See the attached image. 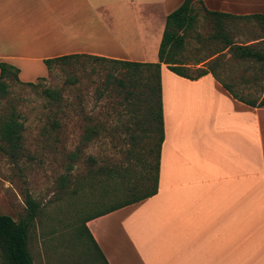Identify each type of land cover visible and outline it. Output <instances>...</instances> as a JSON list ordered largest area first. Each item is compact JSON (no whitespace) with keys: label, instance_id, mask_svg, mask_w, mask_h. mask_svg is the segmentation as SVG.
Masks as SVG:
<instances>
[{"label":"crops","instance_id":"crops-1","mask_svg":"<svg viewBox=\"0 0 264 264\" xmlns=\"http://www.w3.org/2000/svg\"><path fill=\"white\" fill-rule=\"evenodd\" d=\"M183 1L0 0V63L23 83L66 55L155 64L166 17ZM200 1L264 17V0ZM160 81L157 192L85 222L103 262L264 264V107L233 99L211 73L191 80L162 64Z\"/></svg>","mask_w":264,"mask_h":264},{"label":"rangeland","instance_id":"rangeland-1","mask_svg":"<svg viewBox=\"0 0 264 264\" xmlns=\"http://www.w3.org/2000/svg\"><path fill=\"white\" fill-rule=\"evenodd\" d=\"M193 7L197 22L181 53L189 64L208 61L224 47V40L212 38L215 21L203 5L195 2ZM222 26L235 43L264 35L254 19H224ZM208 66L239 95L261 97L262 75L252 65L225 54ZM35 73L39 77L46 68ZM151 73L142 69L131 81L118 65L80 57L53 65L36 80L29 73L35 86L8 82L9 95L0 101V124L14 114L22 129L14 156L0 141V216L25 218L27 194L39 204L28 233L33 264H105L84 230V220L118 199V192L104 198L106 187L120 189L111 175L127 173L132 180L141 175V161L153 144L146 87ZM189 73L196 72L191 68ZM45 89L57 99H47ZM89 128L95 132L85 142Z\"/></svg>","mask_w":264,"mask_h":264},{"label":"trees","instance_id":"trees-1","mask_svg":"<svg viewBox=\"0 0 264 264\" xmlns=\"http://www.w3.org/2000/svg\"><path fill=\"white\" fill-rule=\"evenodd\" d=\"M195 2L202 4L200 0H184L181 5L170 13L165 20L164 31L162 33L159 49H158V62L155 64L127 62V61H115L104 59L100 57H92L87 55H66L52 59L43 60L48 72L52 69V66L57 63H65L68 60L80 57L91 58L98 61L108 62L129 72V78L134 81V77L139 74L142 69L151 71V75L147 79L146 87L150 103V140L153 141L151 147L147 150L145 159L141 161V175H138L136 180L130 179L127 173H118L119 175H111L106 171L105 175L113 176L116 178L120 189H108L105 191L104 198H108L111 194L118 192L119 197L114 203L108 207L102 209L93 216H90L84 220V230L88 234L91 243L97 249L95 242L85 227V222L92 218H97L116 211L123 207L141 202L147 198L152 197L157 192L159 163H160V147L163 141V126H162V110H161V81L160 71L161 65H165L166 68L172 73L188 78L191 80L197 79L203 75L211 73L213 77L222 85V87L232 96L233 99L250 106L252 108L264 107V35L251 40L247 43L240 44L228 39L225 35V29L222 26L224 19H254L261 24L264 30V17L261 15H252L245 17L231 16L228 14L217 13L207 11L203 7V11L206 15L211 16L215 21V33L212 35L214 40H224V47L217 50L210 58L215 57L209 61H198L192 65H199L203 62L209 64V62L218 61L219 58L228 54L238 62L247 63L252 65V68H257L261 73L262 86L261 97L259 99L245 98L233 89V86L229 83L222 81L210 66L206 69H197L195 74H190V69L181 56L184 49L186 38L189 32L192 31L197 22V13L193 7ZM258 65V67H257ZM19 70L14 66L7 63H0V101L5 99L9 95V81L20 82L18 79ZM256 79V77H255ZM26 86H35L32 82L22 83ZM123 81H119V85H123ZM44 96L55 101L57 95L49 90L43 91ZM22 126L17 122L14 114H11L3 120L0 124V141L8 145L10 154L14 156L18 149V143L21 138ZM94 130L89 128V131L85 134L84 141L88 142L93 134ZM76 156V155H72ZM69 170L71 167H68ZM109 178V177H108ZM120 192V193H119ZM117 195V194H116ZM26 216L23 219L14 221L7 216H0V264H33L32 257L28 250V233L29 228L33 221L37 217L39 204L31 198L29 194L25 196ZM98 251V250H97ZM99 252V251H98Z\"/></svg>","mask_w":264,"mask_h":264}]
</instances>
